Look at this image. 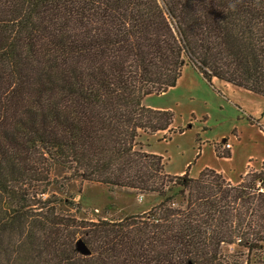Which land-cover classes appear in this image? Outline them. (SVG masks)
Instances as JSON below:
<instances>
[{"label":"trees","instance_id":"trees-1","mask_svg":"<svg viewBox=\"0 0 264 264\" xmlns=\"http://www.w3.org/2000/svg\"><path fill=\"white\" fill-rule=\"evenodd\" d=\"M183 66L264 97V0H0V264H242L223 248L263 251L264 161L237 184L208 167L175 175L140 141L181 132L142 100ZM70 180L158 201L94 221L54 192Z\"/></svg>","mask_w":264,"mask_h":264},{"label":"rangeland","instance_id":"rangeland-1","mask_svg":"<svg viewBox=\"0 0 264 264\" xmlns=\"http://www.w3.org/2000/svg\"><path fill=\"white\" fill-rule=\"evenodd\" d=\"M144 99L145 104L152 108L161 104V109H170L174 113V126L181 129V132L172 133L167 138L160 131L140 137L145 148L159 151V155L164 157L166 171L177 170L184 164V169L191 176H197L204 165L223 168L236 180L246 173L247 161L250 170L260 171L264 161L263 96L225 84L220 79L209 83L192 67L183 66L181 77L173 87L163 94L146 95ZM223 138L232 146L229 157L219 153L229 149L223 145ZM54 192L63 198H72L77 203L74 207L78 209V215L94 221H112L143 213L158 201L153 193H136L127 188L111 191L95 181L80 184L70 180L65 187L54 189ZM223 251L230 256L244 253L231 258L242 264H264V249L259 254L253 251L247 254L232 243Z\"/></svg>","mask_w":264,"mask_h":264},{"label":"crops","instance_id":"crops-1","mask_svg":"<svg viewBox=\"0 0 264 264\" xmlns=\"http://www.w3.org/2000/svg\"><path fill=\"white\" fill-rule=\"evenodd\" d=\"M165 93V92H164ZM161 94H163V93H161ZM255 94V93H254ZM143 104H145V99L143 98ZM150 105V104H149ZM148 104H145V106H147V107H151V106H149ZM156 106V108H163V107H161V104H159V105H155ZM162 135H163V132H160ZM226 141L228 142V140L226 139ZM222 142H223V140H222ZM225 142H223V144H224ZM231 145H230V143H229V151H230V149H231ZM145 150L146 151H148V152H153V153H157V154H160L159 153V151L157 152V151H153V150H150V149H148V148H145ZM217 151V150H216ZM215 151V152H216ZM161 156V155H160ZM163 157V156H162ZM163 161H164V157H163ZM249 162L247 161V166H246V168H245V170H247V168H248V164ZM204 167H207V166H204V165H202L201 167H200V169H199V172L204 168ZM208 168H210V167H208ZM165 169H166V164H165ZM212 169H214V168H212ZM215 170H217V171H220V172H222L223 173V176L225 177V179L226 180H228V181H230L231 183H238V181L240 180V176H239V179H233V178H231L230 177V175H228L226 172H225V170L223 169V168H217V169H215ZM245 170H244V172H245ZM186 172V170L184 169V164L180 167V168H177V170H171V169H169V170H167V173H169V174H175V175H181V174H184ZM244 172L242 173V175L244 174ZM190 176H191V174H190ZM196 175H192L191 177H195Z\"/></svg>","mask_w":264,"mask_h":264},{"label":"built area","instance_id":"built-area-1","mask_svg":"<svg viewBox=\"0 0 264 264\" xmlns=\"http://www.w3.org/2000/svg\"><path fill=\"white\" fill-rule=\"evenodd\" d=\"M223 145H224L225 147L229 148V142L226 141Z\"/></svg>","mask_w":264,"mask_h":264},{"label":"water","instance_id":"water-1","mask_svg":"<svg viewBox=\"0 0 264 264\" xmlns=\"http://www.w3.org/2000/svg\"><path fill=\"white\" fill-rule=\"evenodd\" d=\"M222 140H223V142H226V138H223ZM83 249H85V247H83Z\"/></svg>","mask_w":264,"mask_h":264}]
</instances>
